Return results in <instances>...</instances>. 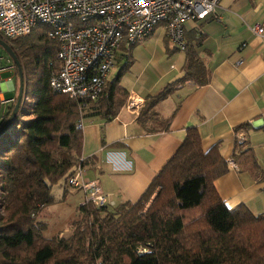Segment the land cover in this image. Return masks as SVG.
I'll return each mask as SVG.
<instances>
[{"label":"trees","instance_id":"1","mask_svg":"<svg viewBox=\"0 0 264 264\" xmlns=\"http://www.w3.org/2000/svg\"><path fill=\"white\" fill-rule=\"evenodd\" d=\"M199 38L193 31L184 37L182 77L145 97L137 122L146 131L167 130L170 118L159 120L154 108L178 84L209 81L210 71L196 49ZM7 43L22 67V105L28 99L34 104L27 110L21 105L0 135V264H264V213L253 214L243 204L225 205L213 183L228 164L217 144L202 149L196 127L185 128L181 144L136 201L114 207L87 201L77 207L70 234L45 237L46 224L36 217L56 203L53 185L65 183L76 165L93 160L82 157L83 136L76 122L95 116L109 121L117 115L128 96L119 81L131 47L99 96L83 103L51 89L58 42L44 26ZM232 159L240 170L264 178L244 142L235 140Z\"/></svg>","mask_w":264,"mask_h":264},{"label":"crops","instance_id":"2","mask_svg":"<svg viewBox=\"0 0 264 264\" xmlns=\"http://www.w3.org/2000/svg\"><path fill=\"white\" fill-rule=\"evenodd\" d=\"M253 24L264 29V0H220L214 16L185 22L184 37L193 31L195 38L201 39L196 49L210 71V79L204 85L186 80L155 106L159 120L170 118L166 131H146L137 122V115L146 96L182 77L181 49L180 56L165 71L141 70L124 85L121 78L127 66L119 84L128 91L126 101L134 99L137 106L125 102L109 121L96 116L83 118L82 157H93L83 167L85 176L98 180L109 207L136 201L181 144L185 128L196 127L202 149L217 144L228 164L227 172L213 183L225 205L234 208L243 204L253 214L264 213V178L240 170L232 159L235 133L239 131L244 137L242 142L253 149L264 176V34L253 33L249 28ZM155 33L162 42H168L164 52L172 57L174 45L162 26L148 39L131 46L130 54L140 52ZM126 52L122 49L116 55L114 66L123 65ZM114 66L108 80L115 76ZM6 90H13V96H7ZM2 92L8 102L0 105L1 116L15 102L17 88L9 79L2 84ZM55 185L59 195L54 198L56 203L48 207L73 208L77 213L83 191L69 188L62 181Z\"/></svg>","mask_w":264,"mask_h":264},{"label":"built area","instance_id":"3","mask_svg":"<svg viewBox=\"0 0 264 264\" xmlns=\"http://www.w3.org/2000/svg\"><path fill=\"white\" fill-rule=\"evenodd\" d=\"M220 0H0V38L7 41L44 26L49 38L58 42V69L50 87L57 93L81 100H95L108 80L116 55L144 41L162 26L171 44L184 49V24L214 16ZM263 35L259 24L250 27ZM0 80V105L3 98ZM24 98V97H23ZM127 102V101H126ZM137 106L134 99L127 102ZM83 118L76 122L82 130ZM235 133L236 140L244 137ZM232 164V160L229 161ZM65 184L83 191L80 205L91 202L108 206L98 180L85 176L76 165Z\"/></svg>","mask_w":264,"mask_h":264},{"label":"rangeland","instance_id":"4","mask_svg":"<svg viewBox=\"0 0 264 264\" xmlns=\"http://www.w3.org/2000/svg\"><path fill=\"white\" fill-rule=\"evenodd\" d=\"M168 47V42L166 40L160 39L159 35L155 33L148 41H145L142 45L140 52L131 53L130 63L128 64V71L121 78L124 85H128L127 81L129 79L135 78L139 71L143 70L145 72L151 70L157 72L158 70L165 71L170 63L174 61L175 58L179 57L181 51L178 47L174 46V55L171 57L169 52H164V48ZM171 57V58H169ZM12 62L10 61L5 50L0 46V80L5 83L6 80H11L14 84V88H17V75H15L14 68H11ZM13 67V66H12ZM116 70L115 75L118 72L120 65L114 66ZM15 91V90H14ZM4 93L7 96H13V90H6ZM34 101L28 99L22 105L24 110L30 109ZM4 111V110H3ZM1 114V113H0ZM0 115V119H1ZM21 118V116H19ZM51 194L57 199L59 195V187L53 185L51 189ZM77 215L73 208H60L59 206L46 207L37 215V219L43 221L46 224L44 230L45 237H51L54 235L67 236L70 234V221Z\"/></svg>","mask_w":264,"mask_h":264},{"label":"water","instance_id":"5","mask_svg":"<svg viewBox=\"0 0 264 264\" xmlns=\"http://www.w3.org/2000/svg\"><path fill=\"white\" fill-rule=\"evenodd\" d=\"M0 46L7 53L10 61L12 62V66L16 68V72H17V92L15 96V102H14V105L12 107V110L8 118L4 121V123L0 127V135H1L6 129H8V127L11 125L13 120L19 114V108L22 105V100L24 97V80H23V72H22V67L20 65V62L17 59V56L13 52L10 45L7 43V41L0 38Z\"/></svg>","mask_w":264,"mask_h":264}]
</instances>
